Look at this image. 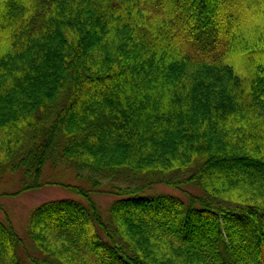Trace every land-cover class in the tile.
<instances>
[{
	"label": "trees",
	"instance_id": "obj_1",
	"mask_svg": "<svg viewBox=\"0 0 264 264\" xmlns=\"http://www.w3.org/2000/svg\"><path fill=\"white\" fill-rule=\"evenodd\" d=\"M47 163L109 217L60 183L85 203L34 208L25 257L0 218V264H264V0H0V174Z\"/></svg>",
	"mask_w": 264,
	"mask_h": 264
},
{
	"label": "rangeland",
	"instance_id": "obj_2",
	"mask_svg": "<svg viewBox=\"0 0 264 264\" xmlns=\"http://www.w3.org/2000/svg\"><path fill=\"white\" fill-rule=\"evenodd\" d=\"M92 176L94 177V175L87 170L76 171L65 163L58 164L57 166H52V164L47 163L42 172L41 182H51V184L44 185L38 189L16 193L21 187V174H0V218H8L12 222L18 236L23 242H25L26 246L23 245L20 248V255L22 257H25L26 253L35 255L32 251L37 253V249L33 245L28 234L29 216L34 208L48 200H58L64 198L76 199L85 203L83 198L70 193L64 187L60 186V183L72 184L91 189V199L99 207L103 218H106L105 220L108 219L110 205L116 197L103 191L107 189L109 184L108 182H105L103 185L98 187V189L102 191H95L91 187L89 179ZM101 181L103 182L102 179ZM116 184L117 186H122L120 182H117ZM188 193L198 195L200 194V190L195 185H182L179 190L167 185L156 184L151 185L144 191V194L148 196L170 194L182 197V199L186 198Z\"/></svg>",
	"mask_w": 264,
	"mask_h": 264
}]
</instances>
